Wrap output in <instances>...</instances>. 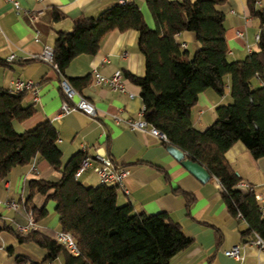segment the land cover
<instances>
[{"label": "trees", "instance_id": "trees-1", "mask_svg": "<svg viewBox=\"0 0 264 264\" xmlns=\"http://www.w3.org/2000/svg\"><path fill=\"white\" fill-rule=\"evenodd\" d=\"M262 0H248L250 16L261 29L257 47L244 59H230L224 5L229 0H146L155 27H151L137 3H117L98 16L74 20L71 31H59L54 45V62L62 77L82 94L91 74L67 77L66 70L79 55H94L112 30L138 32V48L145 59L144 75L126 76L141 87L145 120L166 135L165 142L182 149L188 158L202 164L219 180L229 212L245 220L246 237L256 233L264 239V213L254 190L243 191L242 177L226 157L227 151L242 141L255 159L264 157V7ZM63 17L59 11L54 20ZM184 31L196 33L200 47L190 56L177 40ZM9 63L0 56V65ZM230 79L228 83V79ZM261 85H254V80ZM229 92L232 102L216 108L217 119L205 130L193 120L200 95L207 89L219 95ZM25 101V91L0 87V183L12 170L35 160H47L54 176L27 181L19 210L32 214L36 223L49 215L55 203L59 230L20 229L3 220L0 230L10 233L20 244H34L47 251L42 260L16 255L17 264H51L60 255L64 264H171L172 258L188 248L193 239L181 224L161 211L137 213L132 202L118 203L113 185H86L75 173L87 154H73L66 162L59 146V132L51 120L18 131L16 125L36 113ZM188 201L194 197L178 191ZM43 199L42 205L38 201ZM58 231L71 232L81 253L72 254L57 241ZM8 251L13 255V247Z\"/></svg>", "mask_w": 264, "mask_h": 264}, {"label": "crops", "instance_id": "crops-1", "mask_svg": "<svg viewBox=\"0 0 264 264\" xmlns=\"http://www.w3.org/2000/svg\"><path fill=\"white\" fill-rule=\"evenodd\" d=\"M22 10L18 12L6 0H0V56L9 63L0 65V87L16 90L17 79L32 81L25 89V101L36 107V113L16 125L18 131L29 130L45 120H51L59 132V146L66 162L73 154L83 151L95 156L97 151L126 168L125 190L118 191V203L132 202L137 213L154 214L168 212L179 222L186 235L193 239L191 245L176 254L171 264H241L225 254L235 245L241 246L244 255L242 264H264V250L254 243L255 235L246 237L248 225L240 217L229 212L222 196V187L214 177L201 181L168 150V143L158 136L141 130H133L129 119L140 118L144 107L141 87L126 76L127 72L144 75L145 59L138 48V32L112 30L102 41L101 49L94 55L82 54L72 60L66 70L67 77L91 74L92 80L83 87L82 94L97 108V116L76 110L56 119L65 98L61 87V74L48 61L36 58L46 47L54 48L59 31H71L75 19L82 16H98L106 8L120 0H18ZM137 3L147 23L155 27L146 0H131ZM264 7V0L260 2ZM226 13V36L233 60L244 59L256 49L255 19L249 14L248 0H229L224 5ZM42 10L35 22L29 12ZM63 17L56 21L54 13ZM238 30L244 36L237 34ZM181 44H186L190 56L200 47L195 32L184 31L177 35ZM257 44V43H256ZM251 46V51L248 49ZM14 55L13 60L8 57ZM120 70L125 89H113L95 82L96 71L112 76ZM262 81L257 80V85ZM227 95H219L209 88L200 95L193 120L198 129L205 130L216 119V108L223 104ZM119 118V119H118ZM228 161L242 177V182L254 187L255 193L264 196V157L255 159L242 141H237L226 153ZM40 173H32L31 165L18 166L8 179L0 183V199L19 201L24 197L26 183L39 176L56 174L47 160H36ZM86 185H99V176L89 169L79 177ZM249 191L246 187H240ZM185 191L194 197L190 207ZM42 205L43 199L38 201ZM50 215L55 213V203L48 204ZM56 214V213H55ZM13 221L20 229L27 227L28 216L19 209L0 205V226L3 220ZM45 219L37 223L40 228L59 230V216L52 222ZM13 247V255L8 248ZM16 255H25L36 260L46 257L47 251L34 244H20L7 231L0 230V264H17ZM53 264V262L51 263Z\"/></svg>", "mask_w": 264, "mask_h": 264}, {"label": "built area", "instance_id": "built-area-1", "mask_svg": "<svg viewBox=\"0 0 264 264\" xmlns=\"http://www.w3.org/2000/svg\"><path fill=\"white\" fill-rule=\"evenodd\" d=\"M10 2L14 8L20 12L22 10L21 5L18 0H6ZM131 2V0H120V3ZM260 3V2H259ZM29 12L33 21L37 22L42 15V10H33L26 11ZM261 29L257 32L255 36L256 42L260 40ZM237 34L240 36H244V32L242 30H238ZM183 47H186V44H182ZM248 49L251 51V46L248 45ZM36 58H41L48 61L52 66L60 72V68L58 64L54 62V49L51 47H46L40 55H36ZM15 58L14 55L8 57V60H13ZM95 82L98 84H105L111 86L113 89L124 90V82L122 80L123 74L120 70L116 71L112 76H106L98 71L94 74ZM33 85L32 81H23L22 79H17L15 82L16 90L24 91L27 88H30ZM61 87L64 92V100L61 105L59 112L56 115V119L61 120L63 116L69 114L76 110H81L88 115L95 117L97 116V108L93 102H91L88 98H86L83 94L77 91L72 84L68 81L67 78H61ZM145 108L140 111V118L137 120L129 119L128 123L133 130H141L148 131L156 136H158L162 140H166V135L161 132L158 128L150 125L144 118ZM119 119V118H118ZM92 169L98 176L101 183H107L113 185L116 191L125 190V179L129 173V171L124 168L119 163L113 161L106 154L97 151L95 156H86L78 167L75 176L79 178L87 170ZM32 173L39 174L40 169L37 165L36 160L31 164ZM239 187H246L249 191L254 190V187L249 183L241 182ZM255 191V190H254ZM256 198L259 200L261 204V210L264 213V196L256 193ZM0 205H5L9 208L18 209L19 203L14 200H3L0 199ZM29 223L27 227H24L22 230L26 231L28 228L33 227L39 229L37 223L34 221L32 214L28 216ZM57 241L65 246L72 254L79 255L81 253L80 248L77 244L76 239L74 238L71 232L66 231H58L56 235ZM254 243L258 245L261 249L264 250V239L259 235L255 234ZM225 254L237 259L242 264L244 261V255L241 251L240 245H235L229 249L225 250Z\"/></svg>", "mask_w": 264, "mask_h": 264}, {"label": "water", "instance_id": "water-1", "mask_svg": "<svg viewBox=\"0 0 264 264\" xmlns=\"http://www.w3.org/2000/svg\"><path fill=\"white\" fill-rule=\"evenodd\" d=\"M168 150L176 159L180 160L181 163L189 171H191L194 175H196L201 181L205 182L211 177L208 170L202 164L188 158V156L182 149L178 148L175 145L170 144L168 146Z\"/></svg>", "mask_w": 264, "mask_h": 264}, {"label": "rangeland", "instance_id": "rangeland-1", "mask_svg": "<svg viewBox=\"0 0 264 264\" xmlns=\"http://www.w3.org/2000/svg\"><path fill=\"white\" fill-rule=\"evenodd\" d=\"M257 27H259V24H258V20H255V22H254V26H253V28H251V34H252V32L254 31V29H256ZM257 42H256V40H255V45H257L256 44ZM257 47V46H256ZM194 54V51H192V54L191 55H193ZM233 58L234 57H231L230 56V59H232L233 60ZM228 79V83H229V81H230V79L229 78H227ZM254 85H257V80H254ZM226 95H227V99L225 100V101H223V104H229V103H231L233 100H232V97H231V94H230V92H229V87H228V90H227V92H226ZM3 206V205H2ZM54 219H56V214L54 213L53 215H49L45 220V223H49V222H52V220H54ZM53 264H64V257H63V255H60V257L59 258H57V259H55L54 261H53Z\"/></svg>", "mask_w": 264, "mask_h": 264}]
</instances>
